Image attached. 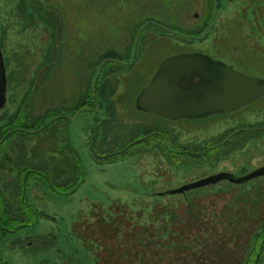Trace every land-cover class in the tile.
Masks as SVG:
<instances>
[{
  "label": "rangeland",
  "instance_id": "1",
  "mask_svg": "<svg viewBox=\"0 0 264 264\" xmlns=\"http://www.w3.org/2000/svg\"><path fill=\"white\" fill-rule=\"evenodd\" d=\"M21 1L0 0L2 52L13 74L0 118L30 111L39 122L69 118V142L82 158L85 181L61 194L28 174L26 203L39 218L13 234L8 228L0 239L3 263L264 264V177L160 195L215 175L245 177L264 168V98L200 122H164L136 109L141 91L173 55L203 53L264 78V0H223L222 11L217 0L214 11L212 0H29L34 14L20 8ZM209 18L205 33L187 39ZM111 51L122 60L114 59L119 63L107 73L106 102L95 86L114 63L103 61ZM108 104L109 116L101 117L106 122L98 121L97 110ZM95 123L102 126L98 160L115 156L106 165L87 145ZM56 136L37 139L34 149L9 138L0 169L28 178L18 168L29 164L24 156L36 163L57 153ZM121 150L122 159L116 157ZM57 157L58 173L45 172L58 177L71 167L67 157ZM175 157L182 165L174 168ZM11 197L3 201L13 208L7 218L22 220L21 199Z\"/></svg>",
  "mask_w": 264,
  "mask_h": 264
},
{
  "label": "water",
  "instance_id": "2",
  "mask_svg": "<svg viewBox=\"0 0 264 264\" xmlns=\"http://www.w3.org/2000/svg\"><path fill=\"white\" fill-rule=\"evenodd\" d=\"M8 89L6 62L0 45V110L7 105ZM263 98L264 79L245 75L203 53H182L162 62L137 97L136 109L167 121H195L238 112ZM261 177H264V168L245 177L219 174L168 194H186L223 181L242 185Z\"/></svg>",
  "mask_w": 264,
  "mask_h": 264
},
{
  "label": "trees",
  "instance_id": "3",
  "mask_svg": "<svg viewBox=\"0 0 264 264\" xmlns=\"http://www.w3.org/2000/svg\"><path fill=\"white\" fill-rule=\"evenodd\" d=\"M29 0H22L21 3L19 4L20 8H23L26 12L28 10L32 11L33 9H35V6L33 5V3H28ZM218 3V7H219V11L223 10V0L219 1L217 0ZM212 10L214 11V0H212ZM210 9H209V14H210ZM32 13L34 14V12L32 11ZM24 14V13H22ZM213 14V12H212ZM210 21V18L206 21V25H204V29H201L199 32H197L196 30L193 32H190L191 36H188L190 39L191 37L194 36H198L199 34L205 33V31L208 28V23ZM52 23V21H51ZM47 24L49 25V23L47 22ZM193 40V39H191ZM116 51H114V53L109 52L106 53V55L103 56V61L106 60V62L108 60H112L114 61V63H112L111 61H109L108 64V69L105 68L104 73L102 72V74L100 75V78L96 84L95 87V91L96 93L98 92L100 95L99 97L101 98V96L103 97L104 101H108V97L105 98V96L107 95L108 92H110L111 90L108 88L109 87V83H110V79L109 77L107 78V73L108 72H113L111 70L113 66L115 67V65L117 63H119L118 61H115L114 59H119L122 60L121 55ZM113 58V59H112ZM6 62V68H7V61L5 59ZM8 75V73H7ZM107 78V79H106ZM8 82H9V87L10 85H13V74L11 73L10 75H8ZM106 84V85H105ZM96 100V99H95ZM98 101V99H97ZM94 104V100H93V93H92V103L91 106L92 107H96L97 105H93ZM84 106H87V104L84 103L81 105V108H83ZM80 108V109H81ZM112 108V106L110 104H108L105 109L103 106L99 107V110H97V115L96 118L97 120H102V122H106L105 119L101 118L102 115L104 116L107 112L108 116H109V109ZM106 114V115H107ZM149 115V114H148ZM55 116V115H54ZM53 116V117H54ZM39 118V117H38ZM67 120H70L69 118L63 116V118H55L54 121H41L39 122V120L35 117V115H31V111L29 112V114H27L26 116L24 115V113H17L13 116H4L2 118H0V160L1 157H5L4 153H5V147L6 144L8 143L9 138L16 136L15 138H17L20 142L23 141V145L26 146L27 144V148L30 147L31 149H34L37 146V139L38 140H44L47 137H49L50 135L53 136V134L57 135L56 137H53L54 139L56 138V140H58V144L60 145V150H57L56 152H50L49 157H42L40 156L39 159L35 160L36 163H33V159H27L25 156L24 158L29 162L28 165H21L19 166V170L20 172H26V175L28 176V178L22 179V176H17V177H12L11 174H7L5 173L6 169L4 167V169H0V226H3L4 228H12L14 231H19L22 230L25 227H32L34 226V221L39 218V213L37 211H34L32 208H30L29 205H27L26 203V197H27V187L30 183V177L28 174H31L34 172V174L36 176H33L32 174V178H36V179H41L40 181H42L44 184L47 183V187L51 190H53L54 192L57 193H63V194H72L74 192H76L84 183L85 181V170H84V163L82 161V158L80 156V154L78 153V151H75L74 148L71 146L70 142H69V125H65L67 123ZM182 121H188V120H182ZM38 123V124H37ZM69 124V123H67ZM94 127V129H93ZM102 130V126L100 125H95L92 126V131H91V135H89V139H88V148L90 151V154L92 156V158L99 164H109L110 158L115 157L114 155H111L109 153V155L105 156L104 159L102 160H98L97 154H99V152L95 149V145H96V139H97V135L98 132H100ZM66 134V136H64ZM90 134V133H89ZM93 134H95V137L93 136ZM10 135V137H8ZM25 140H28V142H25ZM10 143H12L11 145H13V148H17L16 143H13L11 141H9ZM10 145V148H11ZM121 146V145H120ZM18 148L20 149V151H22V146L20 144H18ZM58 149V148H57ZM162 150V148H161ZM164 151V150H163ZM23 152V151H22ZM27 154H29V149H27V151H24ZM26 154V155H27ZM124 153L121 151H119L117 153L116 157H119L122 159V155ZM174 154V153H173ZM179 154V153H178ZM195 155H197V153H194ZM198 159L200 160L202 158V155L200 153H198ZM6 155V154H5ZM62 156V157H67L65 158L68 162H70L69 165L66 166H70L71 169L69 171L64 172L61 176H58L54 173H49L47 174L45 172V169L49 170L50 172H53L56 170L55 166L57 164L60 163V158L57 156ZM172 155V154H171ZM48 156V155H47ZM200 157V158H199ZM114 159V158H113ZM175 162L171 163L174 168L175 167H179L180 165H182L180 163V161L178 160V158H173L171 159ZM208 163V162H207ZM1 164L0 163V168H1ZM178 165V166H176ZM50 166V167H49ZM209 166H213V164H209ZM3 170V171H2ZM29 170V171H27ZM37 170H39L38 172H36ZM57 172V171H55ZM58 173V172H57ZM207 188V187H206ZM205 189V188H204ZM196 191V190H195ZM192 192V191H191ZM190 193V192H189ZM188 194V193H186ZM186 194H181L178 196H185ZM167 195V194H166ZM165 195V196H166ZM13 197V196H17L18 198L21 199V215L23 214V218L22 220L17 219L16 221L14 220L13 216H11L10 218H7L10 211L13 212V208L11 207V203L8 204L3 202V201H9L8 198L9 197ZM160 196V195H158ZM164 196V197H165ZM171 196V195H169ZM177 196V195H175ZM11 197V198H12ZM159 198V197H158ZM14 199V198H13ZM15 210V209H14ZM43 216H45L44 214H42ZM7 235V231L4 230L1 234V238H4ZM264 239V237H262ZM263 243L260 244V246H262ZM264 250V247H263ZM0 264H4L3 261L0 258Z\"/></svg>",
  "mask_w": 264,
  "mask_h": 264
},
{
  "label": "flooded vegetation",
  "instance_id": "4",
  "mask_svg": "<svg viewBox=\"0 0 264 264\" xmlns=\"http://www.w3.org/2000/svg\"><path fill=\"white\" fill-rule=\"evenodd\" d=\"M177 37H180V38H182V36H178V35H176ZM188 37V36H187ZM185 38V37H184ZM0 45H1V48H2V43H1V40H0ZM223 62V61H222ZM225 63V62H224ZM228 65V64H227ZM230 66V65H229ZM230 67H232V66H230ZM233 68V67H232ZM233 69H235V68H233ZM235 70H237V69H235ZM237 71H239V70H237ZM239 72H241V71H239ZM241 73H243V74H245V75H249V76H254V75H250V74H246V73H244V72H241ZM260 78V77H259ZM262 79H264V78H262ZM195 80H197V79H195ZM94 99H95V96H94ZM249 107V106H248ZM247 108V107H246ZM245 109V108H244ZM244 109H242V110H244ZM242 110H240V111H242ZM87 111H89V110H87ZM240 111H238V112H240ZM238 112H235V113H238ZM91 113V112H90ZM93 113V112H92ZM233 114V113H232ZM226 115H229V114H226ZM155 116V115H154ZM219 116H221V115H219ZM157 117V116H156ZM214 117V116H213ZM213 117H209V118H205V119H201V120H195V121H187V122H200V121H203V120H207V119H210V118H213ZM217 117V116H216ZM157 118H159V117H157ZM160 120H162V121H164V122H174V121H167V120H164V119H162V118H159ZM4 230H6V231H8V228H4L3 226H0V237H1V234H2V232L4 231ZM11 232V234H13L14 232H16V231H14V230H12V231H10Z\"/></svg>",
  "mask_w": 264,
  "mask_h": 264
},
{
  "label": "bare ground",
  "instance_id": "5",
  "mask_svg": "<svg viewBox=\"0 0 264 264\" xmlns=\"http://www.w3.org/2000/svg\"><path fill=\"white\" fill-rule=\"evenodd\" d=\"M162 194H165L166 195V194H168V192L167 193H161L160 195H162Z\"/></svg>",
  "mask_w": 264,
  "mask_h": 264
}]
</instances>
